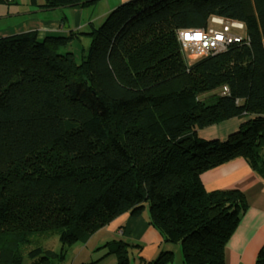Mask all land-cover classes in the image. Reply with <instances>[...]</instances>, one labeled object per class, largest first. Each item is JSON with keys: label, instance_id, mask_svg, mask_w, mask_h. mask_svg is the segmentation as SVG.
Here are the masks:
<instances>
[{"label": "trees", "instance_id": "1", "mask_svg": "<svg viewBox=\"0 0 264 264\" xmlns=\"http://www.w3.org/2000/svg\"><path fill=\"white\" fill-rule=\"evenodd\" d=\"M32 1L53 11L97 0ZM212 17L241 22L243 40L187 63L178 32ZM105 18L87 32L0 38V264L61 263L64 247L144 203L184 264H224L246 197L207 192L200 176L243 159L264 181V0H128ZM80 37L78 62L68 46ZM233 117L246 121L225 141L198 137ZM38 234L61 249L25 253ZM110 245L130 264L136 246ZM171 263L170 252L139 258Z\"/></svg>", "mask_w": 264, "mask_h": 264}, {"label": "crops", "instance_id": "2", "mask_svg": "<svg viewBox=\"0 0 264 264\" xmlns=\"http://www.w3.org/2000/svg\"><path fill=\"white\" fill-rule=\"evenodd\" d=\"M126 1L128 0L120 2ZM39 2L36 1V5L43 4ZM43 12L37 9L33 15L34 19L27 28L25 27L27 30L23 29L25 25H19L15 29V34L36 31L38 39L41 40L48 35H62L67 31L65 23H61L60 15L46 14L39 17L38 13ZM77 28H80L78 24L71 30H77ZM11 32L10 29H0V38L14 35ZM245 121L243 117H233L200 129L197 135L204 140L225 141ZM200 180L207 192L237 190L245 195L247 208L226 242L224 264H255L257 254L264 244V181L243 159L206 171L201 174ZM94 239H96L95 242ZM161 239L158 232L148 224L147 215L140 213L133 216L129 212H124L95 232L85 243H77L70 252V258L73 255L72 259H63L57 264H116L115 254L109 253L112 242H123L137 247L130 250L129 256L132 258L130 264H136L138 258L151 261L158 253L157 247ZM146 242L149 244L148 247L143 245ZM137 250L139 255L135 257L134 253Z\"/></svg>", "mask_w": 264, "mask_h": 264}, {"label": "rangeland", "instance_id": "3", "mask_svg": "<svg viewBox=\"0 0 264 264\" xmlns=\"http://www.w3.org/2000/svg\"><path fill=\"white\" fill-rule=\"evenodd\" d=\"M40 1L39 3H43L44 0H35ZM121 0H97L93 4H88L83 7H75V8H66V9H58L53 11H44L46 13H38L39 17L49 14L51 16L60 15L61 23H65V28L67 29L66 32H63L62 35H66L68 31L71 29H74V25H79L80 28H77V30L81 32H87L91 27L97 28L101 26L104 21L105 17L115 9L116 7L122 5L120 4ZM39 9L35 4H33L32 0H7V2H4L3 0L0 1V29H5L12 31V34H15V29L19 27V25H25L23 29L27 28V25L32 22L34 19V12ZM26 27V28H25ZM27 30V29H26ZM242 35L243 33L240 32ZM89 45V39L85 37H80L79 41H73L69 44L68 50L71 51L77 61L80 60V54L81 50L83 48H86ZM183 59L187 63H192L194 59L189 58L187 54L182 51ZM210 95H205L200 97V99H204ZM142 214H145L148 216V205L147 203H144V207L140 210ZM144 217V216H143ZM145 218V217H144ZM146 219V218H145ZM150 238V237H148ZM96 239L93 241L95 242ZM75 243L71 248L64 247L65 250V258L66 260H70L73 258H70V252L71 249L76 247ZM131 244V243H130ZM143 245L147 246L149 244L144 243ZM40 248V250H50L52 252H58L62 245L58 242V239L55 236L49 235V234H38L35 235L32 238L31 244L28 248H26L25 253L28 251L34 249V248ZM42 248V249H41ZM158 253L155 256L157 258L161 253L170 252L172 254V263L171 264H184L183 263V254L182 249L179 246V244L174 243H168L165 242L163 239L160 240V243L158 244ZM139 249V248H138ZM135 257L139 255L138 250L134 253ZM134 257V258H135ZM154 258V259H155ZM130 262L132 263V258L129 256ZM136 264H139V258L136 259ZM25 261V259H24ZM24 263H28L26 260Z\"/></svg>", "mask_w": 264, "mask_h": 264}, {"label": "built area", "instance_id": "4", "mask_svg": "<svg viewBox=\"0 0 264 264\" xmlns=\"http://www.w3.org/2000/svg\"><path fill=\"white\" fill-rule=\"evenodd\" d=\"M244 25L238 21L212 17L205 29L182 30L178 32L181 51L194 60L225 50L231 43L243 40ZM227 91L223 88V93Z\"/></svg>", "mask_w": 264, "mask_h": 264}]
</instances>
